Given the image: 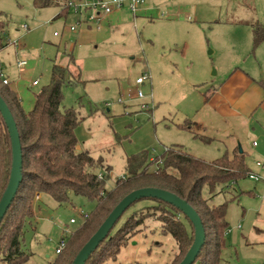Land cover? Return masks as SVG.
Listing matches in <instances>:
<instances>
[{"label": "rangeland", "instance_id": "obj_1", "mask_svg": "<svg viewBox=\"0 0 264 264\" xmlns=\"http://www.w3.org/2000/svg\"><path fill=\"white\" fill-rule=\"evenodd\" d=\"M146 7L136 18L125 11L117 27L105 23L97 30L79 27V17L71 12L58 17L60 7L39 10L33 0H0V12L9 22L0 68L11 85H20L22 105L29 112L36 94L50 83L54 63L70 65L75 84L64 86L62 109L73 108L81 116L76 130L78 151H89L113 167L106 182L108 191L117 180H124L126 159L141 151L155 157L182 143L191 155L215 160L216 154L211 153L220 144H193L190 134L178 126L185 125L186 115H194L193 131L206 135L195 122L201 118L209 91L219 87L232 70L247 71L264 82V43L253 53V26L264 25V0H146ZM22 25L30 30L21 29ZM72 26L77 27L74 33L69 31ZM14 42L22 49L18 51ZM71 56L76 65L71 64ZM20 59L28 61L24 71L17 68ZM145 73L152 79L139 88L136 80ZM37 80L39 86H33ZM138 88L144 99L129 96ZM144 104L149 109H142ZM218 125L227 128L223 121ZM260 126L255 120L247 139L242 138L243 146L229 130L224 137V132H215L231 149L248 151L246 160L254 172L258 171L256 162H264V154H257L264 150ZM253 142L259 147L250 148ZM254 185L261 187L264 181L248 177L232 189L219 188L214 196L207 187L203 190L211 207L228 202L230 228L222 264H264V194L262 187ZM38 200L35 197L34 205ZM152 205L149 200L136 203L122 222L136 211L151 212L145 208ZM40 206L24 229L22 245L30 255L26 264L56 262L60 240L86 222L83 215L92 214L96 203L72 194L69 203L59 205L44 197ZM157 216L147 219L121 249L118 260L108 264H171L177 245L171 236L162 234ZM72 218L77 224H71ZM239 225L241 229H235Z\"/></svg>", "mask_w": 264, "mask_h": 264}, {"label": "trees", "instance_id": "obj_2", "mask_svg": "<svg viewBox=\"0 0 264 264\" xmlns=\"http://www.w3.org/2000/svg\"><path fill=\"white\" fill-rule=\"evenodd\" d=\"M70 0H33L36 9L60 7L58 17H67ZM9 22L0 12V51L7 44L4 35ZM264 43V25L253 26V53ZM72 65H76L73 56ZM79 67V66H78ZM70 65L56 62L50 83L35 96L34 108L26 112L17 93L0 79V95L10 108L17 123L23 150V181L18 193L0 224V264H26L30 255L24 250V229L34 217V200L48 196L59 205L69 203L71 195L95 202V211L69 238L67 247L53 264H72L81 249L98 231L115 207L130 193L143 188H158L171 192L191 205L200 216L206 240L194 264H222V252L227 245L229 222L228 202L211 207L203 197L208 188L216 195L219 188H233L251 173L244 154L225 155L215 161H206L191 155L180 146L165 148L151 157L147 151L126 159L125 179L116 181L108 191L106 182L113 167L102 157L95 158L89 151H78L76 130L81 116L73 109H62L64 86L74 85L70 79ZM80 75V72H79ZM81 76V75H80ZM79 76V77H80ZM39 86V85H38ZM185 130L191 131L186 125ZM192 132V131H191ZM195 138L207 142L208 138ZM13 164L12 142L8 127L0 113V201L10 181ZM103 174V178L99 177ZM149 200L151 212L136 211L122 222L125 214L136 203ZM133 204L118 220L109 236L99 245L86 264L115 263L124 246L135 237L147 219L158 215L162 234L171 236L177 245V254L171 264H180L195 241V229L182 211L158 200L143 199ZM183 219L186 221L184 222ZM72 248V251L65 253Z\"/></svg>", "mask_w": 264, "mask_h": 264}, {"label": "crops", "instance_id": "obj_3", "mask_svg": "<svg viewBox=\"0 0 264 264\" xmlns=\"http://www.w3.org/2000/svg\"><path fill=\"white\" fill-rule=\"evenodd\" d=\"M145 9H147V7ZM145 9H144V11L146 12ZM125 11L127 14H130L127 10H125ZM125 11L110 16L106 21V23L109 25V27H117L119 25L122 14ZM86 28L91 29L88 27H86ZM0 73L3 75L4 78H6L10 81V87L17 93L18 98L21 100L22 96L20 95L21 94L20 85L15 84V83L11 85L10 78L4 75V71L1 68H0ZM237 73H239V72H237V69H235L234 71L232 70V73L229 75V77L224 79L223 83L219 87H215V88L213 87L212 89H214V90L211 89V91H209V93L207 94L208 100H207L205 106L203 107V110L201 111L202 112L201 118H200V120L195 122L196 126L200 130L204 131V133L206 135L208 132L213 133V135H208V136L202 135V137L208 138L207 142H204L200 139L195 138V136L199 135V134H196L193 131L194 129H193L192 125L194 124V120L192 118L194 115H192V116L186 115L188 117L184 121L185 125L191 124L188 126V128H191L192 132L189 130H185L183 128L184 125H182V124H180L178 126L179 129H181L183 131H187L190 134V137H191L190 141L193 142V144L198 143V141H201V142L206 143V144H212V145L220 144L221 147L218 146V148H215L214 150H212V153H211L213 156L216 154L215 155L216 157H214V158H216L215 160L220 159L225 155L233 156L234 153L239 152L236 147L231 149V147H229L227 144H225L223 139L220 140V137L216 136L215 132L218 133V135L220 132H224V135H223V137H224L227 134V131L229 130L230 136L236 137L237 140H239V141H237V144L240 145V143H241V145L243 146L242 138L244 137L247 139V137L250 133V129L253 128L254 121L257 120L258 125L261 124V126H260L261 131H262L261 133H263V135H264V82L262 80H258L256 78L251 77V75L247 71H242L241 74H237ZM218 74H219V72H218ZM237 77L240 78L238 81L236 80ZM259 78H261V77H259ZM196 112H198V111H196ZM220 121H223L224 124H227V128H225V127L220 128L218 125V123ZM228 121H232L233 123H231V122L228 123ZM246 131H247V133L245 136ZM191 133L194 135H192ZM254 143L257 144V142H253L251 144L252 147H250V148L256 149L259 147L258 144L254 145ZM178 144L176 146H180L185 151H187V149H186L187 145H184L182 143H178ZM239 145H237V146H239ZM239 154H244L246 157L249 156L248 151H245L243 147L241 149V152H239ZM257 154H259L262 157V155L264 154V150L258 152ZM215 160H213V161H215ZM259 162H261V161H257L255 164L258 171L254 172L251 170L250 174H255V175L261 177V174L262 175L264 174V168L257 166V163H259ZM261 163H264V162H261ZM261 179L262 180H260V181H264L263 178H261ZM253 181H255V180H253ZM260 181H255V182H260ZM261 187L258 185H254L255 189L261 188V191H263V194H264V185H261ZM229 189H232V188H229ZM44 197H48V196L40 195V198L37 201L38 203L36 202V204L34 205V208H33L34 217H36L38 214V211L41 210L40 203L41 202L43 203ZM262 203L264 204V202H262ZM259 208H257V210H259ZM261 211L264 212V205H263V207H261ZM227 220H228V214H227ZM79 227H77L76 229H78ZM235 229L240 230L241 229L240 225L238 227H236ZM227 237H229V236H227Z\"/></svg>", "mask_w": 264, "mask_h": 264}, {"label": "water", "instance_id": "obj_4", "mask_svg": "<svg viewBox=\"0 0 264 264\" xmlns=\"http://www.w3.org/2000/svg\"><path fill=\"white\" fill-rule=\"evenodd\" d=\"M0 113L2 114L5 123L8 127L12 142L13 164L9 184L0 201V224L4 219L7 211L13 203L19 187L23 181V150L21 144L20 133L14 116L6 104L5 100L0 95ZM158 199L164 201L183 212L188 217L195 229V241L186 257L180 264H194L202 247L205 244L206 235L205 229L200 216L195 209L186 201L182 200L177 195L158 188H143L136 190L126 196L111 212L105 222L101 225L98 231L90 238V240L81 249L72 264H86L92 254L97 250L99 245L109 236L112 229L123 216V214L136 202L143 199Z\"/></svg>", "mask_w": 264, "mask_h": 264}, {"label": "built area", "instance_id": "obj_5", "mask_svg": "<svg viewBox=\"0 0 264 264\" xmlns=\"http://www.w3.org/2000/svg\"><path fill=\"white\" fill-rule=\"evenodd\" d=\"M146 0H70L67 3V8L69 12H71L73 15L78 16V26H86L88 28H94L97 30H101L104 27V24L106 23L107 19L114 15L121 13L125 10H127L134 18H136V15L145 9ZM21 29L23 30H30L28 25H22ZM69 31L74 33L77 31L76 26L69 27ZM56 36H59L60 33H55ZM16 44V48L18 50H21V47L18 46L17 42H14ZM28 67V61L20 59L17 61V68L20 71H24ZM0 79L3 81L4 85H10V81L3 77V75L0 73ZM152 79V76L149 73H145L141 77H138L136 80V84L140 88V86L145 85V83ZM39 81H35L33 83V86H38ZM137 90L136 93H133L129 96H131L134 99H144L146 96L143 93L141 89ZM142 109L147 110L149 109L148 105H143ZM254 145H257L254 143ZM258 167L264 168V163H257ZM99 177L102 179L103 174L99 173ZM125 179V176L122 177ZM249 178L255 181L262 180L261 177L250 174ZM40 198V195L37 196V199ZM85 221L89 218L88 214L83 215ZM77 220L72 219L71 224H76ZM67 247V240L66 237L60 240V244L58 248L56 249V255H60L65 248Z\"/></svg>", "mask_w": 264, "mask_h": 264}]
</instances>
